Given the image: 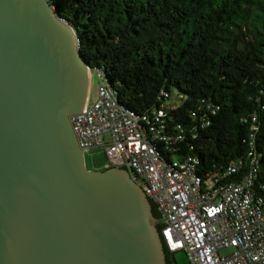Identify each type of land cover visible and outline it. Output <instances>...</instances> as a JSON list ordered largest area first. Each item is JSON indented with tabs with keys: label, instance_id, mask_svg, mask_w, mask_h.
Masks as SVG:
<instances>
[{
	"label": "water",
	"instance_id": "1",
	"mask_svg": "<svg viewBox=\"0 0 264 264\" xmlns=\"http://www.w3.org/2000/svg\"><path fill=\"white\" fill-rule=\"evenodd\" d=\"M92 70L50 0H0V264H169L131 172L86 166Z\"/></svg>",
	"mask_w": 264,
	"mask_h": 264
},
{
	"label": "trees",
	"instance_id": "2",
	"mask_svg": "<svg viewBox=\"0 0 264 264\" xmlns=\"http://www.w3.org/2000/svg\"><path fill=\"white\" fill-rule=\"evenodd\" d=\"M50 1L120 103L165 109L164 131L182 137L162 154L192 157L201 175L241 160L238 180L252 151L264 184V0Z\"/></svg>",
	"mask_w": 264,
	"mask_h": 264
},
{
	"label": "built area",
	"instance_id": "3",
	"mask_svg": "<svg viewBox=\"0 0 264 264\" xmlns=\"http://www.w3.org/2000/svg\"><path fill=\"white\" fill-rule=\"evenodd\" d=\"M95 70L102 77L97 98L70 117L79 146L101 149L106 166L131 172L167 225L161 235L168 250L184 251L191 264H264V184L256 183L252 151L238 180L230 177L241 173V160L201 175L192 157H166L159 143L167 147L182 135L164 131L165 109L135 113Z\"/></svg>",
	"mask_w": 264,
	"mask_h": 264
},
{
	"label": "rangeland",
	"instance_id": "4",
	"mask_svg": "<svg viewBox=\"0 0 264 264\" xmlns=\"http://www.w3.org/2000/svg\"><path fill=\"white\" fill-rule=\"evenodd\" d=\"M102 82V77L99 72L96 70H92L90 74V101H94L97 98L99 85ZM177 95L176 91L174 92V96ZM175 97L172 98V102H174ZM85 157L88 160L95 161L98 165L101 166L102 170L104 165L107 163L106 156L101 149H93L85 152ZM90 169V168H89ZM173 260L175 264H191L187 254L184 251H179L173 255Z\"/></svg>",
	"mask_w": 264,
	"mask_h": 264
},
{
	"label": "flooded vegetation",
	"instance_id": "5",
	"mask_svg": "<svg viewBox=\"0 0 264 264\" xmlns=\"http://www.w3.org/2000/svg\"><path fill=\"white\" fill-rule=\"evenodd\" d=\"M85 161H86L87 168H90V169H98V170L101 169V166L98 165L95 161L88 160L86 157H85ZM103 167H106V164ZM173 255L174 254L167 253V257H168L169 264H175V262L173 260Z\"/></svg>",
	"mask_w": 264,
	"mask_h": 264
},
{
	"label": "crops",
	"instance_id": "6",
	"mask_svg": "<svg viewBox=\"0 0 264 264\" xmlns=\"http://www.w3.org/2000/svg\"><path fill=\"white\" fill-rule=\"evenodd\" d=\"M91 99H90V97H89V101H90Z\"/></svg>",
	"mask_w": 264,
	"mask_h": 264
}]
</instances>
